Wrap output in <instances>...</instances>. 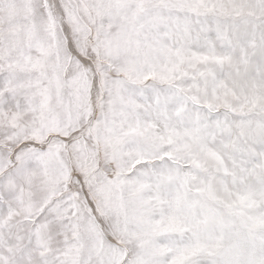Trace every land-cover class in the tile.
<instances>
[{
	"label": "snow or ice",
	"instance_id": "obj_1",
	"mask_svg": "<svg viewBox=\"0 0 264 264\" xmlns=\"http://www.w3.org/2000/svg\"><path fill=\"white\" fill-rule=\"evenodd\" d=\"M0 264H264V0H0Z\"/></svg>",
	"mask_w": 264,
	"mask_h": 264
}]
</instances>
